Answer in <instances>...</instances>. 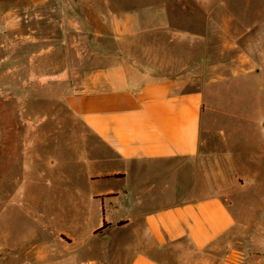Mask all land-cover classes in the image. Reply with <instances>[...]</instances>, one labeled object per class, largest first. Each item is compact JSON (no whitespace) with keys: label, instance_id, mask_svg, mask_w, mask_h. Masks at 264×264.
Masks as SVG:
<instances>
[{"label":"crops","instance_id":"crops-1","mask_svg":"<svg viewBox=\"0 0 264 264\" xmlns=\"http://www.w3.org/2000/svg\"><path fill=\"white\" fill-rule=\"evenodd\" d=\"M80 3L108 8L79 15L91 35L46 91L80 123L76 146L61 137L62 255L22 264H247L264 249V13Z\"/></svg>","mask_w":264,"mask_h":264},{"label":"rangeland","instance_id":"rangeland-1","mask_svg":"<svg viewBox=\"0 0 264 264\" xmlns=\"http://www.w3.org/2000/svg\"><path fill=\"white\" fill-rule=\"evenodd\" d=\"M228 3L230 12L248 5L264 13V0ZM107 8L80 0H0V264L29 262L35 247L62 255L60 184L68 165L60 159L61 137L76 146L68 131L80 123L46 91L77 64V36L91 35L93 20L79 15ZM52 160L58 177L49 186ZM253 252L247 264H264V249Z\"/></svg>","mask_w":264,"mask_h":264},{"label":"water","instance_id":"water-1","mask_svg":"<svg viewBox=\"0 0 264 264\" xmlns=\"http://www.w3.org/2000/svg\"><path fill=\"white\" fill-rule=\"evenodd\" d=\"M74 4H76L77 0H73Z\"/></svg>","mask_w":264,"mask_h":264},{"label":"bare ground","instance_id":"bare-ground-1","mask_svg":"<svg viewBox=\"0 0 264 264\" xmlns=\"http://www.w3.org/2000/svg\"><path fill=\"white\" fill-rule=\"evenodd\" d=\"M26 157V156H25Z\"/></svg>","mask_w":264,"mask_h":264}]
</instances>
